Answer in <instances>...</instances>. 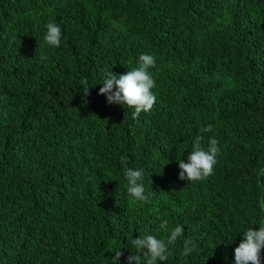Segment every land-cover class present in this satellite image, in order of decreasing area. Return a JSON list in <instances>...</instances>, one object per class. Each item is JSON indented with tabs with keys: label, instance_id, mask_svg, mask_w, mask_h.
I'll list each match as a JSON object with an SVG mask.
<instances>
[{
	"label": "trees",
	"instance_id": "1",
	"mask_svg": "<svg viewBox=\"0 0 264 264\" xmlns=\"http://www.w3.org/2000/svg\"><path fill=\"white\" fill-rule=\"evenodd\" d=\"M141 54L157 100L134 118L99 89ZM197 135L219 142L214 171L180 180ZM122 156L148 202L128 195ZM165 219L184 235L157 264H234L264 220V0H0V264H111L117 249L128 264Z\"/></svg>",
	"mask_w": 264,
	"mask_h": 264
},
{
	"label": "clouds",
	"instance_id": "2",
	"mask_svg": "<svg viewBox=\"0 0 264 264\" xmlns=\"http://www.w3.org/2000/svg\"><path fill=\"white\" fill-rule=\"evenodd\" d=\"M44 41L48 46L59 47L62 38V29L59 24L49 21L46 25ZM45 57H42L44 59ZM155 58L149 54H141L138 66L129 69L126 73L117 74L112 70H105L103 73L102 87L99 94L106 96L109 105L118 104L133 108V117L138 118L141 112H149L155 105L157 97L152 89L155 80L149 69L155 66ZM84 96L90 94V88L86 82L81 83ZM213 125L208 124L201 132H211ZM202 135L195 137L192 150L187 156V162L179 159V179L186 181H200L209 177L217 163L220 152L219 142L215 137H210L208 146H202ZM123 165V174L127 182V193L136 201L148 202L152 193H145L144 169L133 168L128 164V158L122 156L120 159ZM259 229L250 227L243 231V238L234 250V264H262L261 252L264 250V220L259 222ZM160 228L165 232V238H157L155 235H143L131 240L132 246L136 249L135 254L127 257L128 264H157V261L165 262L171 255V247L178 238L184 235V226L176 225L169 228L168 220H163ZM170 233V234H168ZM195 246L191 239L183 241L182 255L189 256L193 253ZM124 253L115 250V256L111 264H119Z\"/></svg>",
	"mask_w": 264,
	"mask_h": 264
}]
</instances>
